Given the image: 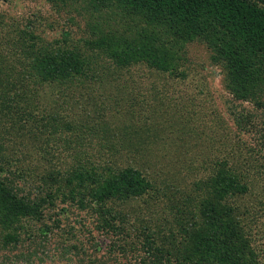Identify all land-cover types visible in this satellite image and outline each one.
Wrapping results in <instances>:
<instances>
[{
	"label": "rangeland",
	"instance_id": "374dc122",
	"mask_svg": "<svg viewBox=\"0 0 264 264\" xmlns=\"http://www.w3.org/2000/svg\"><path fill=\"white\" fill-rule=\"evenodd\" d=\"M76 7L74 1L61 10L48 0L0 1V90L22 88L28 76L30 59L22 56L27 43L20 45V29L39 37L35 47L54 43L53 47L80 52L86 59L91 56L78 42L89 16L79 15ZM180 55L179 63L184 64L168 72L143 61L115 69L112 59L96 60L95 56L90 63L99 66L91 68L90 77L77 76L71 83L50 84L40 90L39 109L29 107L32 116L24 131L13 130L11 101L0 106L7 122L0 125L1 139L15 159L23 157L24 145L33 144L35 128L41 129L35 149L42 144L49 154L35 150L26 161L40 173L69 169L80 155L99 171L107 167L116 173L138 169L151 185L141 197L109 201L131 234L119 237L121 242L117 243L116 235L96 228L91 211L74 205L64 213L60 206L47 211V225L53 229L46 249L22 243L16 249L0 251V262L12 259L9 264H25L16 258L24 254L31 256L29 264H140L145 254L138 241L136 246L130 245L135 241L133 230L150 226V221L160 246L177 261L186 241L204 223L200 214L203 195L198 187L205 186L224 154V158L233 154L234 145L244 148V157L252 165L245 166L248 192L235 194L228 202L264 258V149L258 151L264 147L260 136L264 109L237 102L227 93L223 73L210 61L205 45L190 43ZM241 111L251 114L248 132L239 128ZM50 112L58 115L59 122L58 132L48 138L44 125ZM96 240L98 246H94Z\"/></svg>",
	"mask_w": 264,
	"mask_h": 264
},
{
	"label": "trees",
	"instance_id": "16d2710c",
	"mask_svg": "<svg viewBox=\"0 0 264 264\" xmlns=\"http://www.w3.org/2000/svg\"><path fill=\"white\" fill-rule=\"evenodd\" d=\"M48 1L58 10L74 1L79 15L89 16L86 32L78 42L91 56L86 59L80 52L53 47L54 43L35 47L39 37L33 31L20 29L19 43H27L22 56L30 59L27 60L28 76L22 88L0 90V106L11 101L9 112L14 115L16 127L13 130H25L26 121L32 116L29 107L39 109L40 90L46 85H65L81 75L90 77L91 68L99 66V63H90L95 56L96 60L112 59L111 66L115 69L143 61L154 69L168 72L184 64L179 63L181 51L196 41L206 46L210 61L221 69L227 93L237 102L264 109V0ZM58 118L51 112L46 118L44 130H48V138L58 132ZM250 119V113L241 111L239 128L248 132ZM4 123L7 122L0 113V125ZM35 130L33 144L24 145L23 157L17 159L9 152L0 132V251L16 249L22 243L46 249L53 229L47 225V211L60 206H64L60 208L64 213L74 205L91 211L96 228L116 235L117 243L121 242L119 237L131 236L126 232V221L109 201L141 197L151 188L150 181L132 167L117 173L111 167L99 171L94 164L84 163L80 155L69 169L40 173L38 168L26 165L29 153L35 150L49 154L42 144L35 149V144L40 143L41 129ZM262 132L263 145L264 128ZM243 149L234 145L233 154L225 158L224 154L205 186L198 187L203 195L200 214L204 223L186 241V249L178 262L160 246L151 221L150 226L133 230L135 241L130 245L136 246L138 241L145 254L140 264H264L254 240L228 202L235 194L248 192L249 174L245 166L252 165V161L244 157ZM261 149L264 147L258 151ZM44 157L50 161L47 154ZM98 244L96 240L94 246ZM16 258L25 264L31 262L30 255L20 254Z\"/></svg>",
	"mask_w": 264,
	"mask_h": 264
}]
</instances>
